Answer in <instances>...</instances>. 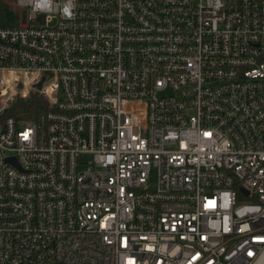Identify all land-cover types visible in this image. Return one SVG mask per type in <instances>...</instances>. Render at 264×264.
<instances>
[{"label":"built area","instance_id":"1","mask_svg":"<svg viewBox=\"0 0 264 264\" xmlns=\"http://www.w3.org/2000/svg\"><path fill=\"white\" fill-rule=\"evenodd\" d=\"M3 18L0 264H264V0Z\"/></svg>","mask_w":264,"mask_h":264},{"label":"trees","instance_id":"2","mask_svg":"<svg viewBox=\"0 0 264 264\" xmlns=\"http://www.w3.org/2000/svg\"><path fill=\"white\" fill-rule=\"evenodd\" d=\"M3 12L8 18H11V16L15 14L14 9L7 6L4 8ZM11 24H13L11 19L6 20V18H3L0 22V26ZM46 107L43 97L40 94L35 93L27 99H17L11 108V113L20 119L34 120L38 118L39 112Z\"/></svg>","mask_w":264,"mask_h":264},{"label":"water","instance_id":"3","mask_svg":"<svg viewBox=\"0 0 264 264\" xmlns=\"http://www.w3.org/2000/svg\"><path fill=\"white\" fill-rule=\"evenodd\" d=\"M42 85V82H40L38 85H37V88H40Z\"/></svg>","mask_w":264,"mask_h":264},{"label":"rangeland","instance_id":"4","mask_svg":"<svg viewBox=\"0 0 264 264\" xmlns=\"http://www.w3.org/2000/svg\"><path fill=\"white\" fill-rule=\"evenodd\" d=\"M9 1V0H8ZM10 1H12V0H10Z\"/></svg>","mask_w":264,"mask_h":264},{"label":"snow or ice","instance_id":"5","mask_svg":"<svg viewBox=\"0 0 264 264\" xmlns=\"http://www.w3.org/2000/svg\"><path fill=\"white\" fill-rule=\"evenodd\" d=\"M251 254V253H250Z\"/></svg>","mask_w":264,"mask_h":264}]
</instances>
